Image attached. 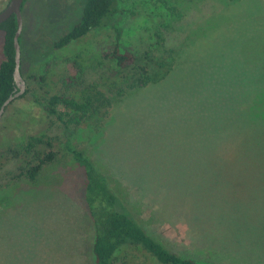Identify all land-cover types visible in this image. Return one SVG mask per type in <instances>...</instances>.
Listing matches in <instances>:
<instances>
[{"label":"rangeland","instance_id":"1","mask_svg":"<svg viewBox=\"0 0 264 264\" xmlns=\"http://www.w3.org/2000/svg\"><path fill=\"white\" fill-rule=\"evenodd\" d=\"M82 2L25 1L20 72L29 92L5 106L0 150L38 132L63 146L69 129L32 95L42 94L40 85L61 91L67 56L76 52L87 66L82 77L105 84L109 66L94 54L113 45L112 23L133 51L163 42L178 52L173 70L113 104L104 122L73 131L71 143L118 180L124 207L170 249L211 264H264V0H118L110 24L55 50ZM1 40L0 32V62ZM44 70V82L29 78ZM2 160L0 264H93L81 169L60 154L48 184L7 189L16 161ZM127 255L159 264L131 250L125 264ZM121 256L114 264L124 263Z\"/></svg>","mask_w":264,"mask_h":264},{"label":"trees","instance_id":"2","mask_svg":"<svg viewBox=\"0 0 264 264\" xmlns=\"http://www.w3.org/2000/svg\"><path fill=\"white\" fill-rule=\"evenodd\" d=\"M2 1L7 4L9 0H0ZM25 1L21 4V11ZM117 1L83 0L78 19L67 32L54 41L53 48L64 49L93 29L110 24L118 13ZM4 7L0 5V10ZM111 25L115 32L113 45L105 50L101 48L94 54L99 58V62L109 66L110 75L102 77L105 84L100 85L102 83L97 81L87 82L82 77V72L87 66L82 65V56L76 52L67 56L71 69L61 78V91L49 94L40 85L42 94L32 95L47 115L53 116L65 129H69V134L79 128H85L93 119L104 122L108 119L113 104L121 102L125 96L136 93L144 86L159 83L173 70L178 54L174 49L167 48L162 42L160 46L153 43L146 50L133 51L123 42V30L120 25L116 22ZM16 26L14 15L0 23L3 55L0 62V107L8 96L17 91L13 80V36ZM46 77V70L40 75H29V78L38 84L44 82ZM101 86L106 87L102 89ZM28 92L29 89L25 88L20 96H25ZM69 134L59 150L54 146L55 138L46 132L25 135L14 147L6 146L5 150H0V165L3 163L2 159L12 158L16 161L17 171L11 173L6 188L9 189L21 181L36 185L48 184L50 181L48 182L47 178L49 172H52L50 167L58 162L61 154L66 164L79 167L84 175L83 197L93 227V264H114L121 255L125 264L124 254L129 250L145 253L152 263L211 264L182 255L148 233L130 214L127 206L124 207L127 193L118 180H113L100 162L92 158L89 151L75 147ZM126 259L128 264H135L128 255Z\"/></svg>","mask_w":264,"mask_h":264},{"label":"water","instance_id":"3","mask_svg":"<svg viewBox=\"0 0 264 264\" xmlns=\"http://www.w3.org/2000/svg\"><path fill=\"white\" fill-rule=\"evenodd\" d=\"M23 0H9L6 6L0 10V23L7 19L10 15H14L16 18V30L13 36V44L15 49L14 54V70H13V80L16 86L17 91L14 94H11L6 98L3 104L0 107V116L5 108V106L15 97L21 95L25 90V80L21 76L20 72V60H21V51L19 36L22 28V14H21V4Z\"/></svg>","mask_w":264,"mask_h":264}]
</instances>
